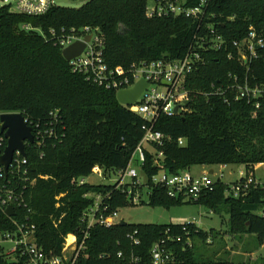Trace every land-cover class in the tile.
<instances>
[{
    "label": "trees",
    "instance_id": "16d2710c",
    "mask_svg": "<svg viewBox=\"0 0 264 264\" xmlns=\"http://www.w3.org/2000/svg\"><path fill=\"white\" fill-rule=\"evenodd\" d=\"M147 6L148 0H87L79 9L58 7L40 18L0 9V116L21 114L44 131L50 125V113L58 112L64 123L59 136L65 135L57 143L47 140L42 147L27 145L28 182L0 172V189L24 193L26 205L13 204L17 215L11 218L0 206V234L11 232L15 221L26 223L30 219L37 225L38 243L45 253L59 256L67 236L82 238L81 218L94 204L91 198L108 197L105 204L114 212L135 207L129 188H133V196L146 189L145 184H125L122 188L111 184L77 185L81 178L92 176L96 167L110 179L127 170L145 136L143 127L147 122L121 105L115 91L74 74L63 49L51 36L52 30L59 34L62 29L99 28L105 40L106 63L126 68L133 63L184 58L195 40L205 35L207 23L215 24L228 42L227 48L220 51L202 50L205 64L186 83L191 97L186 117H161L155 125L154 130L172 139L162 148L144 150L146 163L140 171L150 188L151 207L171 209L188 204L169 199L164 188L151 185L152 177L161 170L175 175L196 167L235 165L255 174L256 168L264 164V97L256 110L244 100L235 102L233 95L229 104L218 96H204L221 85H231L230 76L243 81L248 77L252 86H264V47L247 69L237 59L233 46L248 36L251 27L264 40V0H213L208 12L211 18L205 19L201 32L200 24L186 17L147 18ZM23 24H31L44 35L21 29ZM3 139L0 123V144ZM180 139L186 141L185 146L178 145ZM7 145L3 140L0 154ZM160 151L164 153L163 163L155 167L154 159ZM135 166L139 168L137 162ZM229 190L230 185L217 181L213 191L189 203L226 214L228 236L238 240L239 245H244L245 236L257 237V248L244 249V253L253 254L264 245V184L251 186L239 198L229 196ZM184 227L128 223L113 228L97 226L90 232L79 264H152L154 244L179 236L183 242H170L176 257L173 264H248L235 259L221 261L219 254L226 247L225 241L215 255L207 256L205 247L211 238L215 243L218 235L190 224L187 236ZM131 237L140 243L136 245ZM187 238L193 240L190 247ZM196 242L202 245L196 246ZM221 255L231 258L229 252ZM0 264L9 263L0 258Z\"/></svg>",
    "mask_w": 264,
    "mask_h": 264
},
{
    "label": "built area",
    "instance_id": "2783aa9c",
    "mask_svg": "<svg viewBox=\"0 0 264 264\" xmlns=\"http://www.w3.org/2000/svg\"><path fill=\"white\" fill-rule=\"evenodd\" d=\"M69 2V0H68ZM153 5L147 6V18H166V17H186L192 19L200 24L199 31H202V25L205 19L211 18L209 10L212 7L213 0H152ZM64 2L60 0H0V9H7L10 13L25 16L29 18H40L51 12L52 9L61 7ZM212 18H216L212 16ZM233 20V19H232ZM206 33L198 37L188 50L184 58L177 60H157L149 62L133 63L129 68L124 66L112 67L105 60V40L100 33V29L95 30L85 27L81 30L72 29L67 31L62 29L58 34L57 31L50 32L56 45L61 46L63 50L71 47V45L78 41L84 42L86 38L90 41L86 43L87 47L78 58L69 62L72 72L76 75H82L86 81L94 85H98L108 91H115L116 95L122 90L132 89L137 83L144 80L149 84L140 99L133 104V106L123 105L130 112L141 116L147 124L143 127L145 136L138 145L133 159L127 170L119 171L114 176H118L117 180H112L113 185L122 188L125 179H130L133 187L145 184L147 196L149 197L150 188L147 186L145 176H142L140 169L146 163V150H156L162 148L166 142L171 141V137L154 130L156 123L161 117H186L189 112L188 106L191 102V97L186 89L188 77L197 72L205 64L202 57L203 49H212L220 51L227 48L224 36L219 34L215 28V24L207 23ZM27 32H37L44 35L43 31L34 28L31 24H23L22 28ZM234 48L238 52L239 61L249 69L251 63L258 56V50L264 47L263 38L257 33L256 29L250 28L248 36L238 42H234ZM233 55H229L231 59ZM232 84L225 87L221 85L214 88L211 93L204 94V96H218L224 98L226 103H230L232 95L235 102L240 100L246 101L248 104L254 105L255 109L260 108L261 99L264 97V86L259 84L252 86L248 77L243 79L238 76H230ZM177 110V111H176ZM16 114V113H11ZM23 116V115H22ZM24 117V116H23ZM25 118V117H24ZM50 125L41 131L40 125H34L30 119L25 118L28 125L32 127V134L35 137L34 144L38 147L44 146L47 140L57 143L62 140L59 133L63 131V121L59 117L58 112L50 113ZM1 123V119H0ZM2 127V123H1ZM4 141L7 140L5 137ZM2 140V142H3ZM2 142L0 146H2ZM8 142V141H7ZM29 143L26 144V147ZM186 141L180 139L178 145L185 146ZM31 145V144H29ZM149 148V149H148ZM4 152L0 154V158ZM164 153L162 151L154 159V166H160L163 163ZM138 163L139 168L135 167L134 163ZM28 160L24 158L19 152L15 153V158L9 168L8 175L19 178L28 182L29 169ZM2 173L4 167L0 164ZM219 174L215 171L213 175L205 172L201 175H195L193 171L181 172L179 174H169L166 170H161L155 174L151 179V185L155 188H164L167 192L168 198L185 203L195 202L207 192L214 190L215 182L214 175L223 177V170L221 167ZM93 176L100 177L106 180V174L100 167L93 169ZM6 174V173H5ZM6 174V176H8ZM4 174L2 175V177ZM142 177L145 182L142 183L139 178ZM87 178H81L77 185L87 184ZM110 181V180H109ZM220 181V180H218ZM115 182V183H114ZM11 183V181H10ZM9 183V184H10ZM32 182L31 184H34ZM110 183V184H111ZM260 186L255 174L247 171L240 173V180L230 185L228 195L234 198H239L242 193H246L251 186ZM144 193L137 191L133 196V188H129V196L132 198L133 205L141 204L143 202ZM108 197L91 198L94 199V204L87 211L83 213L81 224L84 225L83 236L78 239L76 235H69L65 239V245L61 255L56 256L53 253L46 254L43 247L38 243L37 239V225L27 220L25 223L14 222L15 228L9 233L0 234V258L9 264L14 261L15 264H79L83 252L86 250V241L90 237V232L97 226L106 228H113L121 224L123 220L120 217V211H110V206L105 204ZM24 193H18L12 188L0 189V206L6 210L8 207L17 204L24 205ZM26 206V205H24ZM15 208V207H14ZM16 211V208H15ZM17 214V213H16ZM190 224L197 225L190 222ZM190 224H185L184 232L188 233ZM72 237V241H68V237ZM132 241L137 245L140 240L131 237ZM187 245H193V240L187 238ZM183 242L181 236L176 238H166L156 242L151 250L152 264H173L176 262L173 251L170 249V242ZM122 254L119 253V257Z\"/></svg>",
    "mask_w": 264,
    "mask_h": 264
},
{
    "label": "rangeland",
    "instance_id": "374dc122",
    "mask_svg": "<svg viewBox=\"0 0 264 264\" xmlns=\"http://www.w3.org/2000/svg\"><path fill=\"white\" fill-rule=\"evenodd\" d=\"M86 2L87 0H69L68 3L62 4L61 7L76 10L81 8ZM152 5V0H148V6ZM225 167L226 168L223 170L222 178H220L218 175L213 176V180L215 182L220 180L223 184L225 183L228 185H233L234 183L240 180V173L245 172L246 170L244 166L228 165ZM221 170V167H216L217 174H219ZM202 171L203 169L201 167H196L193 169V173L197 176L200 175ZM117 178L118 176H113L111 179L106 176V180H104L100 177L92 175L86 179V182L90 185L110 184L111 182H113V179L117 180ZM255 178L258 183L264 184V164L260 165L259 169H257L255 173ZM139 180L142 183L145 182L142 177H140ZM125 183L130 184L131 180L127 178L125 179ZM111 185H113V183H111ZM143 202H145V204H137L135 205V207H128L119 210L121 220L130 225H172L190 224V222L196 223L197 226L204 232L208 233L213 230L215 235H218L215 236L216 238H218L215 243L213 238H211L208 243L209 245L205 247L204 251L207 256L215 255L214 253L220 250L222 243L225 241L226 247L219 254V259L221 261L228 260L235 262L233 261L235 259L241 260L239 261L240 263L245 262L248 264H264V245L252 255L244 253V249L246 248L252 250L257 248L258 241L257 237L255 236H245L246 242L244 243V245H242V247H239V253L241 254L240 256L244 257L240 258L237 255H234L238 253L237 250L233 249V246L236 247V243L238 242V240L228 236L229 220L226 214L211 212L209 208L197 205L195 203H188L181 206H173L171 207V209H166L160 206L151 207L148 204V196L146 194V191L143 195ZM196 243V246L202 245L198 242ZM226 252H229L231 258H227V256L221 255Z\"/></svg>",
    "mask_w": 264,
    "mask_h": 264
},
{
    "label": "water",
    "instance_id": "95a60500",
    "mask_svg": "<svg viewBox=\"0 0 264 264\" xmlns=\"http://www.w3.org/2000/svg\"><path fill=\"white\" fill-rule=\"evenodd\" d=\"M61 2L68 3V0H60ZM90 38H86L84 42L78 41L71 45V47L63 50V57L67 62H70L80 56L86 49ZM149 84L142 80L137 83L132 89L122 90L117 93L116 97L121 105L133 106L141 97V95L148 90ZM177 111V110H176ZM2 127L1 134L8 141V145L4 151L3 156L0 158V164L4 167V172L8 175L9 168L15 158V153L19 152L24 158L26 154V144H34L35 137L32 134V127L21 114H4L0 116ZM214 171L211 172L213 175ZM16 211L13 206L8 207L6 216L8 218L15 217ZM122 225H126L124 221ZM10 264H15L12 261Z\"/></svg>",
    "mask_w": 264,
    "mask_h": 264
},
{
    "label": "crops",
    "instance_id": "0c3cea01",
    "mask_svg": "<svg viewBox=\"0 0 264 264\" xmlns=\"http://www.w3.org/2000/svg\"><path fill=\"white\" fill-rule=\"evenodd\" d=\"M259 167H260V165H259ZM259 167L256 168V171H257V169H259ZM202 169H203V171L200 173V175L203 174V173H205L206 171L209 172L210 174H211L212 171H215L216 172V167H208V166H206V167H202ZM239 246L242 247V245H239L238 243H236V247H239ZM237 251H238V253L237 254H234V255L240 256L241 254L239 253L240 252L239 249Z\"/></svg>",
    "mask_w": 264,
    "mask_h": 264
},
{
    "label": "bare ground",
    "instance_id": "6f19581e",
    "mask_svg": "<svg viewBox=\"0 0 264 264\" xmlns=\"http://www.w3.org/2000/svg\"><path fill=\"white\" fill-rule=\"evenodd\" d=\"M68 241L69 242H71L72 241V237L70 236V237H68Z\"/></svg>",
    "mask_w": 264,
    "mask_h": 264
}]
</instances>
